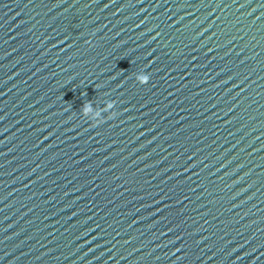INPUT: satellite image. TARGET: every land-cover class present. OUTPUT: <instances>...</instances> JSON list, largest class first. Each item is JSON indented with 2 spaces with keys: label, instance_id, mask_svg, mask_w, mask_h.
I'll list each match as a JSON object with an SVG mask.
<instances>
[{
  "label": "clouds",
  "instance_id": "1",
  "mask_svg": "<svg viewBox=\"0 0 264 264\" xmlns=\"http://www.w3.org/2000/svg\"><path fill=\"white\" fill-rule=\"evenodd\" d=\"M149 75L148 74H144V73H139L136 75V81L140 84V85H145L149 82ZM115 104L112 101H109L106 103V106L103 108L106 110V112H109L110 110H112L114 108ZM93 110V106L91 104V102H87L83 105L82 107V113L84 117L88 116V113L91 112ZM116 113L115 112H111V115L109 118L115 117ZM93 122V126H96L98 124H101L104 122V120H93L90 119Z\"/></svg>",
  "mask_w": 264,
  "mask_h": 264
}]
</instances>
